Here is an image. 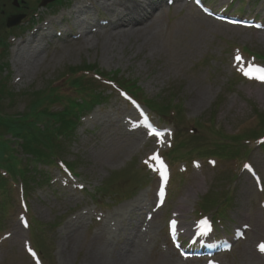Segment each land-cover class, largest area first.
Here are the masks:
<instances>
[{
  "label": "rangeland",
  "instance_id": "374dc122",
  "mask_svg": "<svg viewBox=\"0 0 264 264\" xmlns=\"http://www.w3.org/2000/svg\"><path fill=\"white\" fill-rule=\"evenodd\" d=\"M42 1L29 0L28 21L0 47V111L29 113L41 93L77 68L96 69L98 81L84 85L100 102L85 107L70 136L56 113L45 131L53 127L61 139L39 134L28 147L0 123V137L11 140L27 168L37 156L40 162L58 155L39 173L33 167L12 181L7 208L0 203V264H100L109 238L121 234L137 250L135 263L127 264H173L181 257L186 264H264L257 246L264 245V82L253 74L264 69V0H161L138 21L104 28L98 24L119 17L129 0L41 7ZM81 7L99 19L76 39L71 34L82 17L74 12ZM235 18L252 24H233ZM36 34L40 42L32 48ZM108 74L135 86L138 96L117 90L102 77ZM148 99L166 112L176 108L175 123H164ZM177 142L186 146L173 163L169 151ZM4 161L0 149V166ZM151 197L161 205L135 232L133 208ZM180 205L185 215L174 220ZM118 215L126 218L124 231H114ZM111 218L115 224L107 227ZM207 239L229 249L184 256ZM127 255H105L103 263L126 264Z\"/></svg>",
  "mask_w": 264,
  "mask_h": 264
},
{
  "label": "trees",
  "instance_id": "16d2710c",
  "mask_svg": "<svg viewBox=\"0 0 264 264\" xmlns=\"http://www.w3.org/2000/svg\"><path fill=\"white\" fill-rule=\"evenodd\" d=\"M93 72H97L96 69L77 68L67 71L63 74L61 79L50 85L40 94L39 99L32 105V110L29 113L23 116L13 117L12 115L6 116V114L0 111V123L7 126L8 130L11 132V134L8 135H10L12 139L13 137L18 138L21 145L23 144L28 147L33 144V138L37 137L39 134L44 137L55 139L57 133L53 127L47 131H45V127L48 120L56 118V113H58L62 115L63 121L70 125L72 131L70 128L67 129V135L70 136L77 130V122L80 119V115L84 113L85 107L100 102L99 96L93 94L95 92L88 90L84 85L88 83L89 80L95 83L98 81L93 78ZM115 76V74L102 75V77H108L107 81L114 85L117 90L138 96L135 86H130L128 84L129 82L117 81V79L114 78ZM59 82V86H55V84ZM144 102L152 112L157 114L159 118L165 122L167 118L169 120L177 111L174 107L169 108L167 112L163 109L153 107L149 105V99ZM56 105L60 106V111L55 112L54 109ZM249 135H247L245 139H248ZM240 137L241 139L239 140H242L241 135ZM260 137V139L264 138V132ZM60 139L61 136L57 135V140ZM0 149L3 151L4 157H6L4 165L2 164V166H0V203L4 206L3 209H6V200L4 198L12 189V181L27 177L33 167L39 173V168L41 166L53 165L58 155L53 153L48 155V157H42L40 162H37V156L35 160L30 161L31 165L27 168L22 161L23 159L19 158L17 153H15L17 151L15 150L16 148L13 149L11 147L10 139H7V137H0Z\"/></svg>",
  "mask_w": 264,
  "mask_h": 264
},
{
  "label": "bare ground",
  "instance_id": "6f19581e",
  "mask_svg": "<svg viewBox=\"0 0 264 264\" xmlns=\"http://www.w3.org/2000/svg\"><path fill=\"white\" fill-rule=\"evenodd\" d=\"M159 1H161V0H129L130 4L124 8V11L122 12V14L119 17L116 18L114 16L115 18L112 17L111 20H108V21H110V22H108V25L104 26L105 24H98L99 25L98 27H102V28L110 27V26L117 24L119 22L124 23L125 21H128V20L138 21L140 18H143L145 15H147L146 11L149 8H152L153 6H155ZM96 2H97L96 3L97 5H99V3H100V5L103 6V3L101 2V0H96ZM91 6H93L95 8V3ZM83 9L81 7L79 9H77L76 12H74L77 14L78 18L82 17V19L80 20L81 23H78L80 30L78 32L75 31L73 34H71L74 37H76V39L81 38V36L88 31L89 25L93 26L95 23H98V19H99L98 17L91 18V17L87 16V13H84L85 11ZM108 10L111 11L110 8H108ZM87 12H90V10ZM69 15H71V14H69ZM83 16H85V17L83 18ZM64 19H65V17H62L60 20V23ZM103 23H106V22H103ZM46 24H49V22H47ZM47 31H49L48 36L52 34L50 32L51 29H48ZM123 31H127V30H123ZM62 32H65V29H62ZM127 32H129V31H127ZM118 34H120V33H118ZM39 35H45V34L39 33ZM55 35H60V33H56ZM37 42L38 43L40 42V38L36 34L35 38L30 42L31 43L30 47L34 48V43H37ZM70 42H72V41H70ZM26 43L27 42L25 41L22 44L24 45ZM18 52H19V50L16 53L17 58H19ZM134 122H138V121L135 119ZM188 200L189 199H183V201H188ZM161 202L162 201L160 199L157 200V198L155 199V198L151 197V200L149 203L143 204L142 202H139V203H137V205L134 206L133 211L131 213L130 225L131 226L133 224L136 225L135 232L138 231L139 229L144 230L146 218L149 216L150 213L158 211L159 208H157V207H160ZM90 215H91V212H89V213L87 212L84 215L82 214L81 216H79L77 219L72 220V224H73L72 227H76V226L82 224L85 220L84 219L85 216H90ZM136 215H137V218H135ZM184 215H185V207L183 205H180V206H178V209L175 211L174 220H177V218H179V219L183 218ZM117 219H121L120 220L121 225H119L120 227L116 228L114 231H124V226L122 224H124L126 218L125 217L121 218V216L118 215ZM113 222H115V220L111 218V219H106L105 223H106V226L109 227V226H112L115 224ZM243 228H244V226L242 224H240L239 229L242 232L244 230ZM122 237H124L123 234L118 235V236H114L113 238H109V241L106 243V245L103 247V250L100 253L102 255L101 258L99 259L102 262L100 264H104L103 263V260H104L103 257L105 255H109L110 257H114V255L117 256L121 252H123L124 254L125 253L127 254V252L129 253V255L126 256L125 263L126 262L127 263H135V256H136L137 250L136 249H133V250L130 249V247L132 246V240L126 239L125 237L122 238ZM141 237H143L142 234L140 235V238ZM123 239H125V240L122 241ZM261 245L262 244L258 242V245H257L258 251L260 253V257L263 258L264 257V251L260 250ZM224 246H225V244H224ZM216 249H217V247H213V248H211L210 251H214ZM196 255L198 256L199 254L193 253L191 258L195 259L197 257ZM199 257H202V256H199ZM181 260L182 261H177L173 264H186V260H187L186 258L181 257Z\"/></svg>",
  "mask_w": 264,
  "mask_h": 264
},
{
  "label": "flooded vegetation",
  "instance_id": "af4514ba",
  "mask_svg": "<svg viewBox=\"0 0 264 264\" xmlns=\"http://www.w3.org/2000/svg\"><path fill=\"white\" fill-rule=\"evenodd\" d=\"M52 4L56 5L63 3L62 0H52L44 7ZM29 6V0H0V47L4 45L8 37H12L11 32L22 29L26 24L29 16V12H27V10H29ZM17 17H23V19L17 25L9 26L10 21L16 19ZM7 34H9L8 37H6Z\"/></svg>",
  "mask_w": 264,
  "mask_h": 264
},
{
  "label": "snow or ice",
  "instance_id": "6c2138e0",
  "mask_svg": "<svg viewBox=\"0 0 264 264\" xmlns=\"http://www.w3.org/2000/svg\"><path fill=\"white\" fill-rule=\"evenodd\" d=\"M239 59V58H238ZM254 71L260 72L261 75L259 77H257L258 79H260L262 82H264V69H253ZM158 136H163L164 133H156ZM260 250L264 251V245L260 246Z\"/></svg>",
  "mask_w": 264,
  "mask_h": 264
},
{
  "label": "water",
  "instance_id": "95a60500",
  "mask_svg": "<svg viewBox=\"0 0 264 264\" xmlns=\"http://www.w3.org/2000/svg\"><path fill=\"white\" fill-rule=\"evenodd\" d=\"M50 1H52V0H44L43 3L41 4V6H45ZM22 18L23 17H17L16 19L11 20L10 23H9V26L17 25Z\"/></svg>",
  "mask_w": 264,
  "mask_h": 264
}]
</instances>
